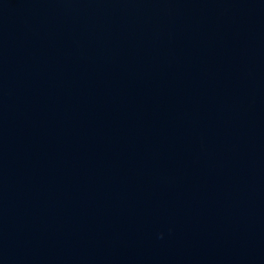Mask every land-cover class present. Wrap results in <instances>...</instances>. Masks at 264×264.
Returning a JSON list of instances; mask_svg holds the SVG:
<instances>
[{"label": "water", "instance_id": "obj_1", "mask_svg": "<svg viewBox=\"0 0 264 264\" xmlns=\"http://www.w3.org/2000/svg\"><path fill=\"white\" fill-rule=\"evenodd\" d=\"M0 264H264V0H0Z\"/></svg>", "mask_w": 264, "mask_h": 264}]
</instances>
